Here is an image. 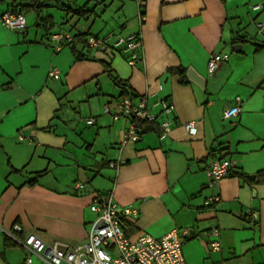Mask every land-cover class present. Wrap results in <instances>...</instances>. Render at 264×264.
<instances>
[{
    "label": "crops",
    "instance_id": "obj_1",
    "mask_svg": "<svg viewBox=\"0 0 264 264\" xmlns=\"http://www.w3.org/2000/svg\"><path fill=\"white\" fill-rule=\"evenodd\" d=\"M17 2L41 3V15L51 20L38 25L36 12L23 10L26 29L0 21V264H23L29 255L32 264H43L19 242L31 234L51 245L86 242L97 193L140 209L126 222L132 239L187 229V264H264V0H143L142 7L138 0ZM86 4L94 14L73 12ZM6 11H13L11 1L0 2V17ZM85 32L139 34L141 59L130 64L128 53L79 42L77 50L89 58L78 60L52 38ZM215 53L229 56L209 73ZM179 67L187 82L173 71ZM189 68L205 77L203 87L187 76ZM113 77L136 99L147 95L153 112L161 99L173 105L158 118L172 121L168 135L153 125L121 145L130 120L113 118L123 91ZM237 96L241 113L224 118ZM188 121L196 135L186 131ZM215 158H229L234 167L209 187ZM118 160L123 164L111 167ZM75 181L87 190L65 191V182ZM216 238L220 250L210 245Z\"/></svg>",
    "mask_w": 264,
    "mask_h": 264
},
{
    "label": "built area",
    "instance_id": "obj_2",
    "mask_svg": "<svg viewBox=\"0 0 264 264\" xmlns=\"http://www.w3.org/2000/svg\"><path fill=\"white\" fill-rule=\"evenodd\" d=\"M142 7L143 0H138ZM256 8L258 6H255ZM139 17L144 19V13L140 12ZM2 24L10 29H25L27 19L24 13L6 11L1 17ZM264 30V22L260 24V31ZM89 38L88 44L91 48H101L112 44L114 49L128 53L129 63L134 64L141 59L138 51L141 45L139 34H133L127 38L113 37ZM53 39L58 42V48L65 39H70V34L55 33ZM227 53L213 54L208 63L209 73H213L221 63L228 59ZM51 75L60 78L58 69H53ZM242 99L237 96L233 104L227 106L224 111V118L230 119L238 116L242 111ZM159 106V112H153L149 106L148 96L142 95L137 99L131 95L122 96L117 101L118 112L113 114L114 119L126 117L130 120L127 130L123 134L121 145L129 141H137L146 130L145 125H157L162 136L171 131V120L158 118L173 110V105L167 99H161L153 107ZM105 112L110 113V108L105 107ZM89 124H94L95 119L89 118ZM186 131L190 135H196L198 128L194 121L184 123ZM20 138H23L20 135ZM123 161L111 163V167L119 168ZM234 163L229 158H215L207 169L210 178L208 185L213 187L224 177L231 175ZM75 189L86 191L87 184L78 181ZM219 200V196L212 198ZM95 213L89 237L80 244H47L36 235H29L24 241H20L32 254L39 257L43 264H187L184 257L183 246L188 234L187 229H172L161 237H155L148 233L142 234L135 239L130 238L125 231V223L139 216L140 209L131 206H121L116 203L111 194L97 193L90 206ZM15 230L20 231L21 227L16 225ZM213 235L218 236L219 230L213 229ZM14 236L13 233H9ZM15 237V236H14ZM212 249L220 250L221 242L213 239L210 243ZM32 257L29 255L23 264H32Z\"/></svg>",
    "mask_w": 264,
    "mask_h": 264
},
{
    "label": "trees",
    "instance_id": "obj_3",
    "mask_svg": "<svg viewBox=\"0 0 264 264\" xmlns=\"http://www.w3.org/2000/svg\"><path fill=\"white\" fill-rule=\"evenodd\" d=\"M6 1H11L12 6H13V11L12 12H21V13H23L24 12L23 10H25V11L34 10L36 12L38 20L41 21V23H37L38 25L40 24L42 26H46L47 23L51 20L50 17H43L41 15L42 14L41 12H42V10L44 8V5H42L41 3L32 2V3H28V4H23V3H18L17 0H0V2H6ZM91 1H93V0H89V2H91ZM67 10L70 11V8L67 7ZM73 12L75 14L79 15V16H86V15L94 14V10H89L88 9V4L78 7V9H76ZM50 26L51 25H49L47 27V29L50 30L51 29ZM88 34H89L88 32H85V33H79L77 35L71 36L70 39L63 40L61 45L62 46H69L73 50V52L75 53V56H76V58L78 60H83V59L89 58L87 55H85V54H83V53H81L80 51L77 50V44L79 42H83V44L85 43L89 47V49H103V48H108V47H111V48L114 49V46L112 44H107V45H105L104 47H101V48H91L89 46V44H88V41H89L90 37L95 36V37L99 38V37H106V36L91 35V34L88 35ZM117 51H120V50H117ZM120 52H123V51H120ZM126 58H127V60L129 59V55L128 54H127ZM101 62L105 66L106 71L109 74H112V70H111V68L109 66V63L106 62L105 60H101ZM173 71H175V72L180 74L181 82H187L186 74H185L186 73V68L185 67H179V68H177V69H175ZM113 81L118 86H120L123 89V91L121 93V97L122 96H126V95H131L132 97H135V95L133 93H131L130 91H128L126 89V84L124 83V81L118 79L117 77H113ZM152 126L153 125H145V128H146V130H148V129H151ZM39 177H40V175L35 177L34 179H32L30 182L34 183V182L38 181ZM124 227H125L126 234L130 235V232L128 231L126 223H125Z\"/></svg>",
    "mask_w": 264,
    "mask_h": 264
},
{
    "label": "water",
    "instance_id": "obj_4",
    "mask_svg": "<svg viewBox=\"0 0 264 264\" xmlns=\"http://www.w3.org/2000/svg\"><path fill=\"white\" fill-rule=\"evenodd\" d=\"M237 46H241L240 44H236L233 46V49L237 51ZM187 76L194 82H196L197 84H199L200 86H204L205 83V77H203L202 75H199L193 68H189L187 71ZM66 264V263H64Z\"/></svg>",
    "mask_w": 264,
    "mask_h": 264
},
{
    "label": "rangeland",
    "instance_id": "obj_5",
    "mask_svg": "<svg viewBox=\"0 0 264 264\" xmlns=\"http://www.w3.org/2000/svg\"><path fill=\"white\" fill-rule=\"evenodd\" d=\"M82 130H84V129H82ZM86 130V129H85ZM88 130V129H87ZM77 183V181H75L74 183L73 182H71V183H69V182H65V187L64 188H66L65 189V191H69V192H72L73 190L74 191H76V192H74V193H77V194H81V193H84V192H81V191H79V190H76L73 186H75V184Z\"/></svg>",
    "mask_w": 264,
    "mask_h": 264
}]
</instances>
